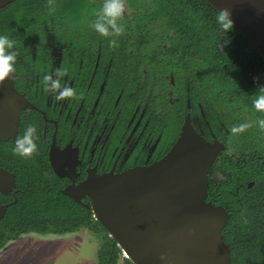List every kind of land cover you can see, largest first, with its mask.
<instances>
[{"label": "flooded vegetation", "instance_id": "flooded-vegetation-1", "mask_svg": "<svg viewBox=\"0 0 264 264\" xmlns=\"http://www.w3.org/2000/svg\"><path fill=\"white\" fill-rule=\"evenodd\" d=\"M102 3L14 0L0 9V34L13 38L17 51L16 70L2 81L16 96L0 88V224L20 222L17 233L22 220L53 223L74 212L93 224L92 184L151 169L185 132L216 149L205 200L228 214L221 231L227 242L225 228L231 233L258 216L254 208L264 201V129L257 124L264 112L252 104L264 86L203 54L152 0H123L117 23L124 31L100 36L90 25ZM56 69H66L52 78L72 87L74 97L57 100L44 87L43 76ZM29 123L37 150L21 157L14 141ZM242 124L249 126L232 132ZM82 229L99 237V250L106 230L65 234ZM31 232L14 241L39 235Z\"/></svg>", "mask_w": 264, "mask_h": 264}, {"label": "water", "instance_id": "water-1", "mask_svg": "<svg viewBox=\"0 0 264 264\" xmlns=\"http://www.w3.org/2000/svg\"><path fill=\"white\" fill-rule=\"evenodd\" d=\"M13 1L0 0V9ZM203 1L218 13L227 9L232 26L264 59V0ZM0 88L16 96L9 80ZM186 136L151 169L92 184L94 218L131 264H231L221 233L228 214L205 200L216 149Z\"/></svg>", "mask_w": 264, "mask_h": 264}, {"label": "trees", "instance_id": "trees-1", "mask_svg": "<svg viewBox=\"0 0 264 264\" xmlns=\"http://www.w3.org/2000/svg\"><path fill=\"white\" fill-rule=\"evenodd\" d=\"M152 1L170 12L179 22L178 25L185 30V34L195 37L197 49L203 54L215 55L217 61L220 60L235 69L243 80L264 86V59L233 26L226 33L222 31L218 22L219 13L208 3L203 0ZM254 209L255 212L259 211L258 216L253 215L249 219L242 220L236 224L237 228H231L234 230L231 233H228L229 225L225 228L226 241L230 244L231 264H264V201L261 200ZM22 221L23 230L17 233L12 230L20 226V222L12 223L13 225L4 222L0 224V249L10 240L17 239L21 232L32 231L31 233L41 236L63 235L67 232L72 233L79 227L89 228L98 235L104 232L99 222L94 220L93 224L88 223L87 218L78 213L75 215V212L71 217L61 216L53 223L48 220L51 224H48L47 220L44 223L40 221V225L36 220ZM106 234L103 233L105 240L97 251V264H117L121 253L115 241ZM123 264L131 263L125 260Z\"/></svg>", "mask_w": 264, "mask_h": 264}, {"label": "clouds", "instance_id": "clouds-1", "mask_svg": "<svg viewBox=\"0 0 264 264\" xmlns=\"http://www.w3.org/2000/svg\"><path fill=\"white\" fill-rule=\"evenodd\" d=\"M124 12L123 0H103L102 6L96 13L95 21L90 25L92 29L100 36H119L124 27L118 24L117 21L122 17ZM229 11L227 9L219 11L218 22L220 28L225 33L232 29V22L228 18ZM110 47H116L117 41L109 40ZM16 41L10 38L7 34H0V82L4 80L9 74L15 72V62L17 59V51L15 50ZM65 70L56 69L54 73L46 74L43 76L44 87H46L50 93L55 94L57 100H62L65 97H74L76 95L75 90L67 84L62 85L60 79H53V74L57 77L64 76ZM253 107L257 111L264 112V94L258 95L252 102ZM260 128L264 129V119L257 121ZM248 124H242L238 127H233L232 132L242 131L248 127ZM37 135V128L34 124L29 123L26 125L23 134L14 141V152L21 157H29L36 150L37 145L35 143V137ZM122 256V255H121ZM124 262L127 260L122 256L119 257ZM117 261V264L119 262ZM123 264V263H122Z\"/></svg>", "mask_w": 264, "mask_h": 264}, {"label": "rangeland", "instance_id": "rangeland-1", "mask_svg": "<svg viewBox=\"0 0 264 264\" xmlns=\"http://www.w3.org/2000/svg\"><path fill=\"white\" fill-rule=\"evenodd\" d=\"M0 249V264H97L100 239L87 230L64 235H26ZM119 259L118 264H122Z\"/></svg>", "mask_w": 264, "mask_h": 264}]
</instances>
